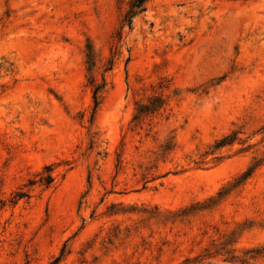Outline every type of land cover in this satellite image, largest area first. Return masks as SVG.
<instances>
[{
	"label": "rangeland",
	"instance_id": "374dc122",
	"mask_svg": "<svg viewBox=\"0 0 264 264\" xmlns=\"http://www.w3.org/2000/svg\"><path fill=\"white\" fill-rule=\"evenodd\" d=\"M131 1L0 0V264H264V0Z\"/></svg>",
	"mask_w": 264,
	"mask_h": 264
},
{
	"label": "trees",
	"instance_id": "16d2710c",
	"mask_svg": "<svg viewBox=\"0 0 264 264\" xmlns=\"http://www.w3.org/2000/svg\"><path fill=\"white\" fill-rule=\"evenodd\" d=\"M147 1L148 0H132L130 2L129 9L127 10V12H126V14L124 16L123 25L121 26L122 29L126 25H128L131 28L132 23H133V18L136 15L140 14L141 12H143L145 10V8H146L145 5H146V2ZM121 35L122 34L120 32V36ZM89 57L91 58V55L90 54H89ZM102 88H103V85H100V84H96L94 86V90H93V97H94V102H95L94 111H96L98 109V107L100 106V104L102 102V94H101ZM158 107H159V105H158ZM144 108H141V110L139 111V114H138L137 118H140L142 116V114L144 112ZM48 179H50V181H51V176ZM58 260H59V258L56 259L54 261V263H52V264H56Z\"/></svg>",
	"mask_w": 264,
	"mask_h": 264
}]
</instances>
